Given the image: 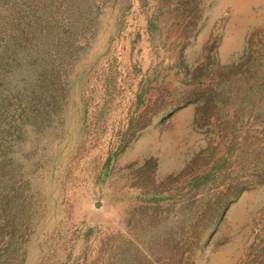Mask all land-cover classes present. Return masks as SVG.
I'll use <instances>...</instances> for the list:
<instances>
[{"label":"rangeland","instance_id":"rangeland-1","mask_svg":"<svg viewBox=\"0 0 264 264\" xmlns=\"http://www.w3.org/2000/svg\"><path fill=\"white\" fill-rule=\"evenodd\" d=\"M0 264H264V0H0Z\"/></svg>","mask_w":264,"mask_h":264}]
</instances>
